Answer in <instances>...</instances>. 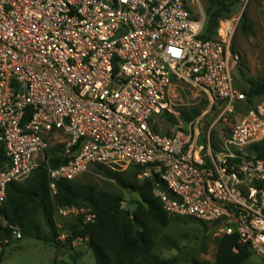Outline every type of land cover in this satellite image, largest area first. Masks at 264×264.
I'll return each mask as SVG.
<instances>
[{"label": "built area", "instance_id": "obj_1", "mask_svg": "<svg viewBox=\"0 0 264 264\" xmlns=\"http://www.w3.org/2000/svg\"><path fill=\"white\" fill-rule=\"evenodd\" d=\"M204 29L187 0H0V141L8 158L0 210L9 184L42 164L53 195L59 181L93 166H140L139 180L154 182L169 217L212 223L219 238L237 234L264 264V188L255 185L264 181V160L248 154L264 139V102L218 142L202 129L205 114L179 121L172 135L155 131L162 116L176 114L181 85L203 92L220 118L247 101L234 81L232 33L205 40ZM50 136L67 160L57 168L47 156ZM56 216L96 220L76 206L57 207ZM23 238L0 215V250Z\"/></svg>", "mask_w": 264, "mask_h": 264}, {"label": "trees", "instance_id": "obj_2", "mask_svg": "<svg viewBox=\"0 0 264 264\" xmlns=\"http://www.w3.org/2000/svg\"><path fill=\"white\" fill-rule=\"evenodd\" d=\"M242 0H213L206 11L205 29L201 38H215L220 20L233 13L235 6ZM245 34H252L251 28L241 29ZM240 74L247 83L248 90L243 91L247 101L252 103L264 96V75L252 77L248 68L242 63ZM118 67L115 68V73ZM30 115V114H29ZM201 115V109L184 110L180 119L189 123ZM170 122H175L173 115H168ZM155 131L158 132L157 126ZM1 134V131H0ZM63 145L49 147L47 156L50 165L57 168L67 160L62 156ZM248 154L259 160H264V139L252 144ZM8 158L0 141V169L6 165ZM98 171L116 182L123 190L137 194L133 212L124 209L123 196L100 190L93 184L80 181L63 180L57 183V191L53 195L49 188L48 170L42 164L25 181L11 183L7 188V200L0 210L11 224L19 227L23 239L31 238L44 242L59 250L71 248L79 239H87L96 264H177L178 258H163L161 253L166 249H178L175 240L165 235L173 217L165 212L161 201L153 193L152 180L138 179L142 168L130 166L125 171H113L97 165ZM264 188V181L255 184ZM163 189L165 187L163 186ZM76 206L89 209L96 214L93 223H85L83 217L77 219L76 225H70L62 230L56 223L57 207ZM182 217H175L180 219ZM201 222L195 218L185 217ZM203 223V222H201ZM66 232L64 240L59 236ZM0 250L2 264L4 250ZM253 253L248 245L240 243L237 234L219 238L214 264H248ZM188 264H208L198 258H191Z\"/></svg>", "mask_w": 264, "mask_h": 264}, {"label": "rangeland", "instance_id": "obj_3", "mask_svg": "<svg viewBox=\"0 0 264 264\" xmlns=\"http://www.w3.org/2000/svg\"><path fill=\"white\" fill-rule=\"evenodd\" d=\"M213 0H187V4L196 18L206 21V11ZM251 28L252 34H245L243 28ZM231 32V51L238 56V66L234 73L236 86L243 91L248 90L247 83L240 74V65L249 70L252 77L264 75V0H242L233 9V13L220 20L219 28L215 37L224 39ZM179 98L181 101L175 107L173 115L175 122H170L168 116H162L157 124L158 133L172 135L174 126L181 121L180 114L184 110L192 108L201 109L204 115L202 129L211 130L212 139L215 142L228 138L238 122L240 115L247 112L261 102L264 96L257 98L252 103L239 104L236 114L220 118L221 108L210 107L206 95L198 89L180 86ZM51 137V136H50ZM58 139H64L59 134ZM49 147H55L59 143L53 137L47 138ZM131 168V167H130ZM129 167L126 169L128 170ZM125 171V170H124ZM139 179V178H138ZM82 183H90L100 190L115 192L123 196L124 209L133 212L135 202L139 200L137 194L123 190L116 182L102 175L96 166H93L86 174L77 178ZM78 218L60 219L56 221L63 226L76 225ZM212 223H201L190 218H172L169 226L165 229V235L175 240L178 249L163 250V258H178L177 264H188L191 258H198L208 264L215 263L217 243L219 237L214 235ZM66 236V232L62 233ZM2 264H96L92 251L89 249L87 239H79L72 244L71 248L55 249L53 246L36 239L25 238L6 246ZM248 264H263L254 254Z\"/></svg>", "mask_w": 264, "mask_h": 264}]
</instances>
